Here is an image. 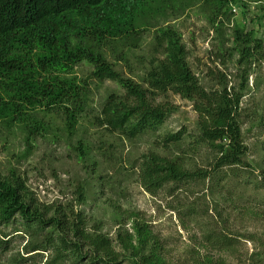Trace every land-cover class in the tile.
Instances as JSON below:
<instances>
[{
  "label": "trees",
  "instance_id": "obj_1",
  "mask_svg": "<svg viewBox=\"0 0 264 264\" xmlns=\"http://www.w3.org/2000/svg\"><path fill=\"white\" fill-rule=\"evenodd\" d=\"M244 1L264 3L0 0V127L9 133L23 134V157L29 154L33 138L44 135L41 132L54 131L55 135L60 131L69 139L76 132L91 128L92 137L99 144L97 152L109 160L113 152H106L116 137L131 141L164 123L173 108L168 104L155 105L152 100L171 92L194 102L199 116L195 147L205 145L220 154L211 171L241 167L247 148L243 145L238 114L247 78L241 77L238 89H228L221 82V91L206 94L189 68L181 36L170 22L195 4L209 6L215 18L224 8L229 10L230 3ZM210 22L214 24L213 19ZM145 32H152L148 55L134 59L135 51L143 48ZM232 38L239 65L247 63L260 49L252 34H244L239 27H234ZM132 59L139 67L137 72ZM82 66L91 69L86 76L78 77ZM120 67L129 70L133 79L124 78ZM91 79L98 83L112 81L124 93L111 92L95 101ZM183 137V133L167 135L162 145L180 147ZM82 146L79 142L76 150L83 162L89 151ZM179 161L151 155L140 167L142 187L152 193L169 182L204 178L201 171H185ZM11 174L3 176L0 172V226L19 217L32 239L47 232L44 240L28 248L29 252L53 248L55 257L51 264L61 260L69 264H164L161 249L152 244L144 225L134 224L135 234L117 233L121 250L118 253L108 237L95 228L91 231L82 215L74 214L68 207L55 209L49 217V209L41 212L33 208L23 182L12 171ZM261 177L264 181V175ZM85 185L89 187L85 182L75 189L79 205L87 201L89 188ZM32 225L36 226L31 228ZM218 242L221 249L230 247L223 239Z\"/></svg>",
  "mask_w": 264,
  "mask_h": 264
},
{
  "label": "rangeland",
  "instance_id": "obj_2",
  "mask_svg": "<svg viewBox=\"0 0 264 264\" xmlns=\"http://www.w3.org/2000/svg\"><path fill=\"white\" fill-rule=\"evenodd\" d=\"M170 23L180 34L189 68L206 94L221 91V82L228 89H238L241 77L247 78L238 114L247 148L241 167L211 171L220 154L205 145L195 147L199 116L194 102L168 92L152 100L155 105L173 108L164 123L131 141L116 137L106 152H113L109 160L97 152L99 144L91 128L79 130L69 139L60 131L55 135L54 131L41 132L44 135L33 138L29 154L23 157V134L0 127V172L7 176L12 171L19 177L28 203L41 212L49 209L48 217L65 207L81 214L91 231L95 228L108 237L118 253L117 233L135 234L134 224H141L149 230L152 244L161 249L164 264H264V3H230L229 10L224 8L215 18L209 6L195 4ZM234 27L244 34L250 32L260 44L254 57L241 65L233 51ZM142 37L143 48L135 51L134 59L148 55L152 32ZM90 69L82 66L78 77L86 76ZM119 69L124 78L133 79L129 70ZM89 83L95 101L111 92L124 93L112 81L91 79ZM176 133L184 134L180 147L162 145L167 135ZM79 142L89 151L83 162L76 150ZM101 147L106 149L103 144ZM151 155L177 158L185 171H201L204 178L169 182L147 192L139 175L142 163ZM85 182L89 184L85 185L89 188L87 201L79 205L75 189ZM25 228L19 217L0 226V264H51L53 248L28 251L44 240L47 232L32 239ZM222 239L230 246L226 250L220 248L218 241ZM64 255L68 260V254Z\"/></svg>",
  "mask_w": 264,
  "mask_h": 264
}]
</instances>
